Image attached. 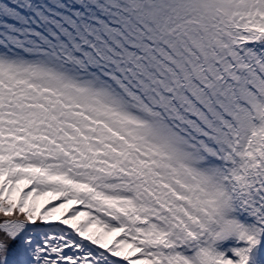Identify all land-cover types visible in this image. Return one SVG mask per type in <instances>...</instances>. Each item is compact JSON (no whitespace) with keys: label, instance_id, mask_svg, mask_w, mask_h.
<instances>
[{"label":"snow or ice","instance_id":"1","mask_svg":"<svg viewBox=\"0 0 264 264\" xmlns=\"http://www.w3.org/2000/svg\"><path fill=\"white\" fill-rule=\"evenodd\" d=\"M0 264H264V0H0Z\"/></svg>","mask_w":264,"mask_h":264}]
</instances>
